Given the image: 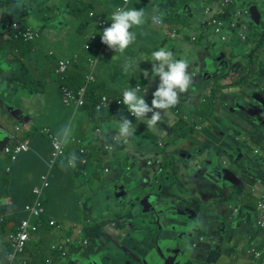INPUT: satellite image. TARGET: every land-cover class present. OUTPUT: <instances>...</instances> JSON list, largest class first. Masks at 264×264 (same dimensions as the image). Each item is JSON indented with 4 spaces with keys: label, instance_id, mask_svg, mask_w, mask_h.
Returning a JSON list of instances; mask_svg holds the SVG:
<instances>
[{
    "label": "crops",
    "instance_id": "obj_1",
    "mask_svg": "<svg viewBox=\"0 0 264 264\" xmlns=\"http://www.w3.org/2000/svg\"><path fill=\"white\" fill-rule=\"evenodd\" d=\"M59 1L50 0L43 4L46 13L36 27L41 31V36L32 42L34 46L28 53L31 55L33 50L41 49L44 58L54 61V65L48 62L45 80L39 76L29 77V71L25 73L22 57L14 51L12 39H8V34L12 36L13 33L11 24L15 21L11 20L15 13L9 10L12 1L7 0L0 7V190L3 188L2 179H7L10 194L0 198V221L4 209L9 210V214L25 218L24 207L34 200L33 188L39 185L41 176L48 173L46 163L51 153L50 140L42 134L48 136L44 132L48 130L51 135L62 139L59 133L68 127L71 133L68 143H63L64 156L50 171L49 187L44 196V201L48 199L47 215L65 224L63 230L48 235V245H54L64 237L71 240V255L61 264L158 262L162 258L157 254L160 241L155 239L148 247L143 234L146 230H153L154 236L159 228H155V224L154 228H150L151 223L145 228L132 220L131 209L135 211L138 202H143V207L135 211V218H142L143 209L146 210V217L152 221L153 208L156 209L161 222L164 221V212L186 216L183 214L188 211L190 217L184 218H192V225L201 227L194 238L190 237L189 243L182 241L181 235V243L162 250L164 257L170 259L171 255L169 261L178 258V264L180 259H186L187 264H261L248 252L256 248L262 252L264 259V230L256 225L260 215L258 206L264 200L262 112L255 111L261 117L259 125L255 116H249L247 127L238 126L240 132L237 131L239 135L234 137L233 143L225 140L224 131L229 129V123L236 124L235 110L240 106L254 109L253 100L260 93L255 92L254 83L258 81L255 74L259 73L260 68L264 75V8L260 9V3L256 0H233L230 14L237 10L248 12L240 18L249 33L248 42L238 41L236 45L237 35L230 33L228 42H222L209 26L211 16H205L207 9L214 13L221 8L219 0H176L178 14L184 24L180 22V25L164 26L162 30L146 20L144 25L133 29L137 34L136 42L124 54L110 49V53L99 55L93 76L94 80L106 84V95L112 100L122 99L123 91L132 88L131 80L135 74L147 70L149 77L146 78L143 96L149 104L159 84V77L152 78V61L144 58L150 57L153 51L165 48L173 53L175 59L187 61V71L192 78L190 87L180 95L179 104L165 112L158 125L148 129L146 123L131 117L129 111L112 117L104 114L98 120L82 108L76 109L62 103L55 63L66 57L74 61L77 72L73 68L68 70L69 82H73L70 77L79 78L76 73L85 77L89 72L88 59L95 57L96 51L86 52L83 44L86 36L91 33L100 36L103 28L97 27V30L92 23L87 24L89 19L85 17L79 20L75 18L73 26H67L65 17L68 16L69 2L62 0L58 7ZM103 1H111L112 9L124 6L122 0H116L115 4H112V0ZM26 3L28 5H22V14L20 12L18 15L21 20L16 21L25 27H32L27 21L35 6L31 0H26ZM150 4V0H129L125 8L140 9ZM253 6L261 13L257 21L259 25L252 21L250 9ZM6 7L7 10H3ZM97 14L106 19L107 27L111 25L108 12ZM173 31H176V35H173ZM251 32L254 34L251 35ZM239 47L251 52L244 53ZM258 54L259 67L248 77L251 62L247 58H254ZM128 58L137 62L138 66L125 74L123 64ZM16 70H19V74L14 73ZM116 73L119 76L112 77ZM121 117L132 121L135 133L126 141L118 138L114 142L115 123ZM184 122L190 125L177 128V124ZM250 122L254 124L252 127L249 126ZM167 139L170 141L165 142ZM24 140H29L30 151L12 161L3 148ZM103 143L112 144L114 150L105 151ZM157 143L158 148H155ZM247 145L252 146L251 154L247 155L250 167L244 172L238 171L233 164L244 166ZM80 149L88 153L92 166L84 167L80 163ZM98 153L100 157H97ZM73 154L79 158L77 167L62 166L61 162L64 161L66 165L67 158ZM97 158L103 162L100 167ZM204 162L208 168L205 167L206 171L201 175L194 176L195 179L187 173L194 170L196 174ZM213 167L232 170L240 180V186L226 192L221 189L208 191L210 188L202 185V182H206L202 177H207ZM105 168L109 171L105 172ZM109 184L124 186L125 193L107 208V203L113 200L111 193L105 190ZM155 198L159 206H153ZM178 224L180 228H191L185 221ZM162 225L164 229L169 223L163 222ZM146 234L149 235L148 232ZM6 237L4 240H7ZM126 238L127 241L124 240ZM193 246L206 255L188 257L187 249ZM148 249L151 251L147 252ZM2 252L0 247V256ZM49 256L52 264L62 261L57 255ZM25 258L24 255L19 256L14 264H19ZM0 264H8L4 254Z\"/></svg>",
    "mask_w": 264,
    "mask_h": 264
},
{
    "label": "built area",
    "instance_id": "obj_2",
    "mask_svg": "<svg viewBox=\"0 0 264 264\" xmlns=\"http://www.w3.org/2000/svg\"><path fill=\"white\" fill-rule=\"evenodd\" d=\"M122 7H125L124 0ZM233 0H222L221 8L218 11L207 9L205 11V16H211L209 21V26L213 29L215 35L219 36L221 41L224 43L228 42V34L237 35L238 41L242 43L248 42V31L245 27L244 21L240 22V18L244 13V10H237L235 13L230 14V6L233 4ZM229 10V19H223L226 16V12ZM248 12L244 13V17ZM89 17L93 18L94 15L89 13ZM243 17V18H244ZM161 24V23H159ZM95 26L99 28H106L107 22L104 17H97L95 21ZM11 29L13 30L12 37L14 39H20L25 42H34L40 38V30L38 28H32L29 26H23L20 23H12ZM165 28L163 27V30ZM173 35H176V31H173ZM11 37V38H12ZM102 35L98 36L94 33L86 36L85 43L83 44V49L86 52H95L96 56L88 59L89 72L85 76V84L80 86L77 91L70 90L67 86H60V94L62 103L65 106H72L74 108H80L85 104V95L87 84L93 81V71L96 67L99 55L101 53L108 54L110 53V48L105 45L101 40ZM195 41V39H192ZM98 48V50H96ZM52 54V53H50ZM69 60L60 59L57 61V66L55 68V74L59 79H63L64 74L68 69ZM139 87V86H138ZM140 89V88H139ZM116 101V105L114 104ZM124 107L125 112L128 109L121 103V99L112 100L108 95H103L99 103L96 105L97 111H103L104 109L113 108L114 113L117 112V107ZM130 114V112H129ZM130 116H132L130 114ZM44 132L48 133L50 140L51 153L50 157L46 163L48 168V173L41 176L39 185L33 188L34 200L33 202L26 204L24 207V212L26 217L21 221L20 225L16 231L11 232L7 235V241L11 246V251L6 255L8 258V264H14V261L18 259L19 256L25 253L28 244L35 239V234L39 232L40 228L43 227V217L46 216L45 201L44 196L49 187V174L50 171L55 167L56 163L64 156V144L62 139H59L51 135L48 130ZM118 137L114 139V142H117ZM103 149L107 152L114 150V146L110 143H103ZM30 151V142L29 140L18 141L14 145H6L3 148V152L10 157L12 161H16L19 155L22 153ZM79 155L81 156V163L84 167L93 165L88 156V153L84 149L79 150ZM105 172H108L109 169L105 168ZM258 210L260 212L259 217L257 218L256 225L260 230H264V200L259 204ZM49 227L53 230L60 231L64 229L65 224L61 221H58L54 218L49 219ZM70 238H65L63 244H70ZM52 250L56 249L62 251V254H66L69 250H63L60 245H52ZM249 255L253 256L255 260L261 261V264H264V259L262 252L256 248H251L248 252ZM51 261V260H50ZM49 261V262H50ZM19 264H30L27 260L21 259Z\"/></svg>",
    "mask_w": 264,
    "mask_h": 264
},
{
    "label": "clouds",
    "instance_id": "obj_3",
    "mask_svg": "<svg viewBox=\"0 0 264 264\" xmlns=\"http://www.w3.org/2000/svg\"><path fill=\"white\" fill-rule=\"evenodd\" d=\"M124 2L127 4L128 0H124ZM109 19L112 23L103 29L101 40L110 49L122 55L130 45L136 42L137 34L133 29L146 23V14L143 9L117 6L110 13ZM152 21L157 25L161 23L160 19L155 16L152 17ZM144 59L152 61V78L159 77V84L153 92L151 104L147 103L144 96L139 94V87L124 90L121 103L127 107L136 120L143 121L148 129H151L160 123L165 112L179 104V97L190 87L192 78L187 71V61L175 59L173 53L165 48L153 51L150 57ZM135 66H138L137 62L128 58L123 64V72L127 74L130 69L134 70ZM143 75L148 78L149 72L145 70ZM149 114L151 115L149 116ZM132 125V121L127 117L117 119L114 139L118 137L120 140L126 141L132 137L135 133ZM70 133L71 129L68 127L61 129L59 135L62 137L63 143H68ZM78 159L73 154L67 158L66 165L64 161L61 164L68 168H76ZM80 162L83 163V161Z\"/></svg>",
    "mask_w": 264,
    "mask_h": 264
},
{
    "label": "trees",
    "instance_id": "obj_4",
    "mask_svg": "<svg viewBox=\"0 0 264 264\" xmlns=\"http://www.w3.org/2000/svg\"><path fill=\"white\" fill-rule=\"evenodd\" d=\"M1 1L3 3H0L1 4L0 7L4 6L7 3V0H0V2ZM86 1L87 0H75V3L78 4L76 13L80 14L82 18L84 17L88 18L89 22H87V24L92 23V25L95 27L96 18L101 15L94 12L88 6L84 7L86 4ZM150 2L151 4L149 6L148 5L141 6L140 8L144 10L145 14H148V17L146 18V20L149 22V24L153 26L152 17L154 15H157L158 17H160L161 24L155 25L159 29L163 30L164 26L168 27V26H174V25L181 24L180 22H182V19L178 14V7H177L178 3L176 0H150ZM219 2L221 3L222 0H219ZM90 12H94L93 18L89 17ZM223 19L225 20L229 19V10H227L226 16ZM108 20L110 19L108 18ZM96 29L98 30L97 27ZM17 41H18V45H17L18 49H19V43L22 42V45H25L26 50L28 51L32 50L33 46L27 47L28 44L29 43L32 44V42H25L23 40H17ZM14 42L16 41L12 42L13 48L15 47ZM253 60L254 61H252L250 64V69L252 73L256 70V66L259 62V54L256 57H254ZM56 66H57V62L55 63V68ZM143 73H144L143 70H141L140 72L135 74V76L131 80L132 88L139 86L140 88L139 94L141 96H143V90L145 89L146 84H147L146 78L144 77ZM75 77L76 76L70 77L73 82L71 81L69 82V79L67 81V77H66L64 82L61 83V85L64 84V86H67L70 90L77 91L78 88L83 84L84 79L83 81H80L79 78L75 79ZM106 90L108 89L104 83H99L96 79L90 82L86 88L85 104L80 108L84 109V111H86L87 113H90V115H92L93 117H96L98 120L104 114H106L109 117H112L115 114H119V115L123 113L127 114L123 106L120 108L117 107V112L115 113L113 111V108L104 109L103 111L96 110V105L99 103L102 96L106 95ZM113 105H116V101H114ZM42 136L46 138L48 137L47 135H43V134ZM97 157H100L99 153L97 154ZM58 162L56 163V165H58ZM97 163L99 167L100 165H102V161L100 158H97ZM2 181H3V184H2L3 188H1L0 190V198L3 199V198L10 196V194L8 192L9 191V188H8L9 181L7 179H2ZM45 209H46V216L43 217L44 225L42 228H40L39 232H37L34 235L35 239L29 243L28 247L25 250V253L23 254L26 257L25 260H27L30 264H48V263H51L52 261V258L49 256V254H53V256H56V254L51 248L52 245L51 246L48 245V247L44 248L46 246L45 241H47L46 239L48 235H51L52 230H53V228H50L48 225L49 219L53 218L47 215L48 199L45 201ZM2 216H3L2 221H0V247L3 250L2 256L4 254V256L6 257V255L11 251V246L7 240H4L5 236H7L11 232L16 231L21 221L24 219V216L18 215V214H9V210H6V209H4V213L2 214ZM2 256H0V258H2ZM48 259H50L51 261L48 262Z\"/></svg>",
    "mask_w": 264,
    "mask_h": 264
},
{
    "label": "water",
    "instance_id": "obj_5",
    "mask_svg": "<svg viewBox=\"0 0 264 264\" xmlns=\"http://www.w3.org/2000/svg\"><path fill=\"white\" fill-rule=\"evenodd\" d=\"M264 2V0H262ZM250 13H251V16H252V21L254 23H257V25H259L260 23L257 22L260 20L261 18V13L253 6L251 7L250 9ZM258 35H261V34H258ZM263 72H264V69H263ZM252 74V71L251 69L249 70V75L248 77ZM256 77L258 78V81L254 83V86L256 87L257 91L255 92H260V93H257L256 94V99L253 100L254 103H255V106H254V109H250L248 106L246 105H242L240 106L237 110H235V115L237 116L236 118V124H233V123H229V129L225 130L224 131V135H225V140L229 143H233L234 142V137L238 136L239 135V128L238 126L239 125H244L247 127V122H249L248 120L250 119L249 116H255L256 119H257V125H259L261 123V117H262V122H264V116H263V113H264V75L262 74V69L260 68L259 70V73H256L255 74ZM254 80H255V76H254ZM253 80V81H254ZM255 111H259V112H262L261 114V117H260V114L258 112H255ZM239 116H243V117H239ZM254 124L250 122V127H252ZM251 130V129H250ZM239 131V132H237ZM241 133H244L245 135H248L246 134L245 132H241ZM251 151H252V146L251 145H247V150H246V155L244 156L245 159H244V166H241L239 164H233V167L235 169H237L238 171H245L246 169H249L250 167V162L248 160V154H251ZM213 165V164H212ZM205 167L208 168V165L206 162H204L199 169L198 172H196V174L194 173V170H189V173L191 175L192 178L195 179L194 176H199L203 173V171L205 169ZM194 173V174H193ZM205 173V172H204ZM235 173L232 171V170H229V169H223V168H217V167H213L209 173L207 174V177H202L203 180H206V182H208L209 184L213 185V186H208L210 188V190L208 191H220L223 190V191H227V190H231V189H234L238 186H240L241 182L240 180L235 177ZM111 185V184H109ZM111 187L113 188V191L117 194L118 192H123L125 193V188L124 186H119V185H111ZM123 196V194H122ZM154 197V196H153ZM159 202H158V199L155 198V201L153 203V206H159L158 205ZM143 207V202H138L137 206L135 207L136 210H139L140 208ZM135 211H133V209H131V212H132V216H133V221H135L137 224H141V226H144L146 228V226H149L148 223H151L152 226H150V228H162L161 227V224L163 222H167L169 223L168 227L161 229L158 231V233L156 232V234L153 236V240L157 239L160 241L161 243V247L160 249L157 248L158 252L157 254H160L161 255V259L162 261H155L154 264H178V258L177 259H174L172 261H169L171 258V255H170V259L164 257L162 255V250H166L169 246H172L174 245L175 243H179L182 238H180L181 235H183V240L182 241H187L189 243L190 241V237L192 236L193 238L197 235L198 233V229H201V227H197L198 225L195 224V226L192 225V218H184V217H190V213H188V211L186 213H184L183 215H186V216H180V215H171L169 213L166 214V212L163 213V216H164V221H162V219L160 217H158L156 214V209L153 208V221L152 220H149L148 217H146V210L143 209L142 211V218L139 219V218H135L136 217V213ZM158 211V209H157ZM166 214V215H165ZM146 220V221H145ZM185 223H188L189 226L191 228H180L179 224L178 223H181V222H184ZM144 223H147V224H144ZM155 224V225H154ZM154 225V227H153ZM163 226V225H162ZM192 227H196L195 228H192ZM148 229V228H147ZM146 230V229H144ZM153 231V230H152ZM167 234V235H166ZM161 236L163 238H161ZM182 237V236H181ZM186 237V238H185ZM186 239V240H185ZM124 240H128V238L124 239ZM181 243V242H180ZM186 243V242H185ZM191 245V242L190 244ZM163 247V248H162ZM190 249H194V246ZM188 257H192L191 255H188ZM93 262V261H91ZM187 264L186 263V259H183L181 260L180 259V262L179 264Z\"/></svg>",
    "mask_w": 264,
    "mask_h": 264
},
{
    "label": "rangeland",
    "instance_id": "obj_6",
    "mask_svg": "<svg viewBox=\"0 0 264 264\" xmlns=\"http://www.w3.org/2000/svg\"><path fill=\"white\" fill-rule=\"evenodd\" d=\"M12 2L9 4V10H12L15 14H12V18H11V20H15L13 23H17V21L16 20H21L19 17H18V15L20 14V12H21V9H22V5H28L27 3H26V0H23V2L22 3H20L21 2V0H11ZM32 1V4L35 6V10L33 11V14H32V16L29 18V20L27 21V23H28V25H30V26H32V28H36L37 26H38V23H40L39 21H40V19L45 15V13H46V11H45V9H44V7H43V4L45 3V2H47V1H50V0H31ZM53 2H56L57 0H52ZM61 1L62 0H60L59 1V3H58V7H60L61 6ZM68 2H69V5H68V9H67V11H66V13L68 12V16H66L65 17V20H66V23H67V26H73V21H75V18L77 19V20H79V19H81V15L80 14H78V13H76L77 12V8H78V4L77 3H75V0H67ZM258 3H260V9H263L264 7H262V4L264 3L262 0H256ZM16 2V4H14ZM115 2H116V0H112V4H115ZM0 3H3L2 1L0 2ZM13 3V4H12ZM12 4V6L10 7V5ZM45 4H47V3H45ZM110 4H111V1H103V0H87L86 1V4H85V6L84 7H86V6H88V7H90L94 12H96V13H104V14H106V12H108L109 14L112 12V11H114L115 9H112L113 7H111L110 6ZM1 5V4H0ZM7 6V5H6ZM3 10H7V7L6 8H4ZM17 10H18V13H17ZM94 12H90V13H92V14H94ZM48 13V12H47ZM21 14H22V12H21ZM148 17V14H146V18ZM155 17H157L158 19H160V17H158V16H155ZM39 18V19H38ZM65 23V24H66ZM182 23L184 24V22L182 21ZM82 24H83V22H82ZM11 26H12V24H11ZM24 26V25H23ZM9 27H10V25H9ZM26 28V27H25ZM252 34H254L253 32H251V35ZM40 35H41V32H40ZM12 36L10 35V33L8 34V39H10ZM12 39V42L13 41H16V42H14L15 43V47L13 48L14 49V51H17V55H19L20 57H22V62H23V65L26 67V69L24 70L25 71V73L27 74L28 73V71H29V77H31L32 78V76H39L42 80H45V74H46V71L48 70V62L51 64V65H54V61L53 60H50V58H48V59H46V58H44V56H42L41 55V53H42V50L41 49H36V50H33V53L31 54V55H29L28 53H29V51L28 50H26L25 48V45H22V42H20L19 43V49H18V47H17V45H18V41L17 40H20V39H14L13 37L11 38ZM219 43V42H218ZM236 45L237 44H239V42H238V40H236ZM33 46H34V43H33ZM27 47H32V44L31 43H29L28 44V46ZM239 48H241L242 49V51L244 52V53H250L251 52V50H248V49H246L245 47H239ZM19 50H21V51H19ZM111 52V51H110ZM16 55V56H17ZM19 59V58H18ZM63 60H69L70 61V63L68 64V69H67V71H66V73L64 74V76H63V79L61 80V79H59V77L57 76L56 78H57V81H58V83H59V86L61 85V83L62 82H64V80H65V78L67 77V72H68V70L69 69H71V68H73V69H75L76 71L75 72H77V66L73 63L74 61L73 60H70V59H68V57H66V59H63ZM247 60H249L250 62H252V61H254L253 60V58H251L250 59V56H248V58H247ZM251 64V63H250ZM259 64V63H258ZM257 64V66H256V70L258 69V67H259V65ZM8 65V64H7ZM255 70V71H256ZM31 71H33V73L31 72ZM19 72V70L17 71L16 70V72H14L15 74H19L18 73ZM119 73V72H118ZM118 73H116V74H113L112 75V77H115V76H119L118 75ZM69 74H71V73H69ZM78 76H79V80L80 81H83V79H84V82H83V84L82 85H84L85 84V77H83L82 75H80V73H76ZM93 75H94V71H93ZM47 78H50L51 76H46ZM93 78H94V76H93ZM93 81H94V79H93ZM89 84V83H88ZM87 84V85H88ZM105 84V83H104ZM62 85H64V84H62ZM106 85V84H105ZM194 86V84H192V87ZM185 102H188V100H186ZM131 117H133V116H131ZM190 125V123H186V122H184V123H180V124H177V128H179V129H183V127H184V125ZM192 124V123H191ZM33 131H34V129H33ZM31 136H34V135H31ZM170 141V139H167L165 142H169ZM158 143L157 144H155V148H158ZM95 153H96V151H95ZM102 164H103V162H102ZM153 173H154V169H153ZM101 174V173H100ZM202 180H203V178H202ZM203 184L202 185H204V186H213V185H211V184H209L208 182H202ZM105 190L107 191V192H110L111 194H110V196L112 197V201L109 203H107L108 204V206H106L107 208L109 207L110 208V205H111V203L112 202H116L117 201V199L118 198H120L121 196H122V194H123V192H118L117 194L113 191V188L111 187V185H109L107 188H105ZM89 194V192L88 191H86V195H88ZM106 204V205H107ZM106 208V209H107ZM166 215V214H165ZM3 218V217H2ZM162 228H159V230H161V229H163V226H161ZM61 230H63V229H61ZM60 230V231H61ZM164 230V229H163ZM53 231H57V230H52V232ZM148 232V236H147V233ZM144 235V242H145V244H146V246H150L151 244H152V242H153V231L152 230H149V231H147L146 230V232L143 234ZM167 235V234H166ZM65 238L66 237H64L62 240H59L57 243H56V245H60L62 248H63V250H69V245L70 244H67V245H65V244H63V241L65 240ZM161 238H163L162 236H161ZM6 239H7V237H6ZM47 240V239H46ZM151 242V244L149 245V243ZM47 243V244H46ZM45 245H48V242L47 241H45ZM45 248H46V246H45ZM188 250V254H190L191 256H193V257H196V256H205L206 254L203 252V251H201V250H198V249H196V247H194V249H187ZM148 251H151V249H148L147 250V252ZM147 252H146V254H147ZM54 253L57 255V258L58 259H60V260H62L61 262H59V264H61V263H63L64 261H66L69 257H70V250H69V252H67L66 254H62V251H60V250H58V249H56L55 251H54ZM145 255L143 254V257H144ZM64 259V260H63ZM203 259H205V258H203ZM50 261V259H48V262ZM157 261V260H156ZM158 261H162V259L161 258H159L158 259ZM48 264H52V262L51 263H48Z\"/></svg>",
    "mask_w": 264,
    "mask_h": 264
}]
</instances>
